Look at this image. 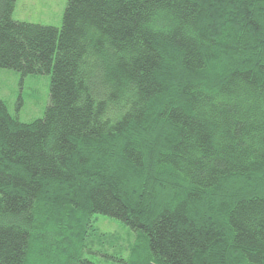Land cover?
<instances>
[{
  "label": "trees",
  "instance_id": "16d2710c",
  "mask_svg": "<svg viewBox=\"0 0 264 264\" xmlns=\"http://www.w3.org/2000/svg\"><path fill=\"white\" fill-rule=\"evenodd\" d=\"M14 5L0 67L49 99L22 121L0 98V264H96L94 212L142 239L131 264H264V0Z\"/></svg>",
  "mask_w": 264,
  "mask_h": 264
},
{
  "label": "rangeland",
  "instance_id": "374dc122",
  "mask_svg": "<svg viewBox=\"0 0 264 264\" xmlns=\"http://www.w3.org/2000/svg\"><path fill=\"white\" fill-rule=\"evenodd\" d=\"M65 3L66 0H15L12 15L22 20L59 26ZM49 80L47 72L21 74L14 68L0 67V98L12 115L29 121L41 116L48 103ZM90 221L87 237L92 251L85 252V255L96 264H131L139 253L147 251L142 239L138 241L137 250L132 251L136 232L118 218L94 212ZM154 261L150 255L149 264H155Z\"/></svg>",
  "mask_w": 264,
  "mask_h": 264
}]
</instances>
